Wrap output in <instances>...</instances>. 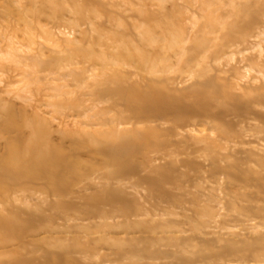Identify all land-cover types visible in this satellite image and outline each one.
<instances>
[{
	"label": "rangeland",
	"instance_id": "374dc122",
	"mask_svg": "<svg viewBox=\"0 0 264 264\" xmlns=\"http://www.w3.org/2000/svg\"><path fill=\"white\" fill-rule=\"evenodd\" d=\"M132 123L153 137L110 179ZM40 152L79 198L14 179ZM0 218V264H264V0H0Z\"/></svg>",
	"mask_w": 264,
	"mask_h": 264
},
{
	"label": "bare ground",
	"instance_id": "6f19581e",
	"mask_svg": "<svg viewBox=\"0 0 264 264\" xmlns=\"http://www.w3.org/2000/svg\"><path fill=\"white\" fill-rule=\"evenodd\" d=\"M114 91L116 93H119L120 99L123 98L128 101V103L130 104L129 107L136 106L139 110V108H141L140 106H142L143 109L148 111V113H154V110L165 111L168 109H173V107L180 105L176 101H167L165 99H162L161 96L150 93L149 91H142L136 94L127 95L124 94L123 89L120 85L115 86ZM137 115L141 116V114ZM147 115L150 116L149 114ZM135 118H138V116L135 115ZM132 126L133 128L130 130H122L124 131L123 134H136L127 136L119 135V137L115 140L104 138V140L101 142L100 153L105 154V157L108 158V161L110 163L119 164L114 171H108L105 173L106 177L110 179L121 177L131 170H137L138 164L132 160V156L140 151L141 147L146 142L150 141L152 139L151 137H153L152 130L136 128L134 127V123H132ZM109 133L114 134L115 132L111 131ZM75 160L76 158L68 155H63L59 152H55L52 154L40 152L38 154L37 160L34 161L36 165L35 167H33V170L29 172L24 170L19 172L16 171L17 174L14 176V179L21 180L27 178L33 182H42L45 187L48 188V191L46 193H48L49 196L52 194L61 198H67V196H72V198H79L77 197V190H75V187L73 185L75 181L78 180V178H76L74 175H76L78 171H80V169L75 166V164L77 163ZM93 172H95L94 169L89 170L87 173L91 174ZM104 177L105 176L103 174L102 178ZM90 185L91 183H88L86 187L90 188ZM79 191L81 192L80 189ZM122 191V188L119 187L117 189L115 188L112 193L121 195L123 194ZM100 194L104 195V193ZM105 195H108V193L106 192ZM0 227H8L12 231H15L14 234H16L18 226L16 224H10L7 218L6 220H2L0 218ZM104 262L111 261L106 260ZM73 264H77V262L74 260ZM97 264L104 263L97 262Z\"/></svg>",
	"mask_w": 264,
	"mask_h": 264
}]
</instances>
